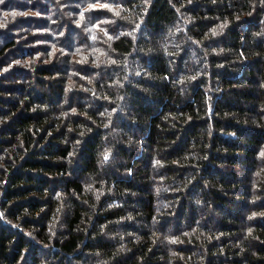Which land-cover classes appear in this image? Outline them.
Returning a JSON list of instances; mask_svg holds the SVG:
<instances>
[{
  "label": "trees",
  "instance_id": "1",
  "mask_svg": "<svg viewBox=\"0 0 264 264\" xmlns=\"http://www.w3.org/2000/svg\"><path fill=\"white\" fill-rule=\"evenodd\" d=\"M57 1L0 3V264H264V0Z\"/></svg>",
  "mask_w": 264,
  "mask_h": 264
},
{
  "label": "rangeland",
  "instance_id": "2",
  "mask_svg": "<svg viewBox=\"0 0 264 264\" xmlns=\"http://www.w3.org/2000/svg\"><path fill=\"white\" fill-rule=\"evenodd\" d=\"M81 2L80 3H89V2H91L92 0H80ZM99 1V0H98ZM120 0H117V2H112L113 4H118V3H120L119 2ZM61 2V0H58L57 2H56V4H57V6H60V3ZM71 2L72 3H75L73 0H71ZM46 6H48V5H46ZM105 6H106V4H105ZM107 6L108 7H110V8H112V9H115V8H113V6H115V5H110V4H107ZM21 11V10H20ZM22 12V11H21ZM32 12V11H31ZM105 17V16H104ZM103 20H104V18H103ZM22 22H24L23 20H22ZM113 22L111 21V23L110 24H112ZM115 26H119V25H115ZM100 27H102L101 25H99L98 23H95L94 25H93V28L94 29H97V30H99V28ZM79 28L81 29L80 30V36H83L84 38H85V36H86V34H87V30H88V26H85V24H84V22H82V23H80L79 24ZM132 28V29H131ZM130 28V32H133L132 30H133V28L134 29H136L137 28V26H133V27H131ZM118 31H125V30H123L120 26L118 27V29H117ZM41 33H39V35H40ZM38 35V36H39ZM95 36L97 37V39H98V41H97V45L99 44V42L103 39V38H101V37H103V35H100L99 37L97 36V34L95 33ZM74 37H76V36H74ZM38 38L37 37H32L30 40H29V42H31V43H35L36 41L37 42H39L38 40H37ZM40 41L41 42H43L44 40H42V39H40ZM42 44H46V43H40L39 42V46L40 47H42V48H46V46L45 45H42ZM83 44L86 46V48H90L93 44H94V42H90V43H86V42H83ZM102 51L105 49L104 47H99Z\"/></svg>",
  "mask_w": 264,
  "mask_h": 264
},
{
  "label": "snow or ice",
  "instance_id": "3",
  "mask_svg": "<svg viewBox=\"0 0 264 264\" xmlns=\"http://www.w3.org/2000/svg\"><path fill=\"white\" fill-rule=\"evenodd\" d=\"M0 3H3V0H0ZM261 155L264 156V153H261ZM104 159L107 160V159H108V156L105 155V156H104Z\"/></svg>",
  "mask_w": 264,
  "mask_h": 264
}]
</instances>
